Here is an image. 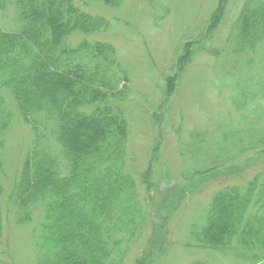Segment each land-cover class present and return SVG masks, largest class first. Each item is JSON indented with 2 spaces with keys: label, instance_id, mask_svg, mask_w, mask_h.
<instances>
[{
  "label": "trees",
  "instance_id": "16d2710c",
  "mask_svg": "<svg viewBox=\"0 0 264 264\" xmlns=\"http://www.w3.org/2000/svg\"><path fill=\"white\" fill-rule=\"evenodd\" d=\"M92 1L109 8L123 2ZM10 2L16 7L18 29L0 27V132L11 120L4 88L34 131L33 148L25 155L9 196L14 223H30L33 209L44 207L43 221L32 232L37 264H123L129 244L145 229L148 209L168 210L165 199L175 191L180 205L184 200V184L172 192L160 185L170 182V175L162 172L154 179L152 173L165 134L174 124L162 119L160 112L154 114L157 133L139 183L126 158V92L114 90L118 82L111 81L108 73L111 67H121L117 49L111 42L90 38L110 30V18L85 11L81 4L88 5V0H0V13ZM227 2L218 0L204 27L174 56L159 105V111L168 112L165 104L177 92L185 66L207 51L216 60L213 68L220 91L228 89V99L241 113L238 130L226 122L209 139L200 129H191L184 141L178 136L179 182L185 184L227 168L247 153L264 154V0H244L224 43L209 47ZM77 32L83 38L74 46L70 38ZM40 126L48 129L59 157L53 150L49 153L47 133ZM3 192L0 183V245L5 230ZM169 216L168 211L158 213L161 233ZM190 236L202 249L237 247L246 252L250 264H261L264 176L257 174L243 186L218 188L198 223L191 226ZM146 259L137 264L153 263L154 258Z\"/></svg>",
  "mask_w": 264,
  "mask_h": 264
},
{
  "label": "rangeland",
  "instance_id": "374dc122",
  "mask_svg": "<svg viewBox=\"0 0 264 264\" xmlns=\"http://www.w3.org/2000/svg\"><path fill=\"white\" fill-rule=\"evenodd\" d=\"M88 1V5L86 2L81 4L85 11L105 15L112 22L110 30L90 38L111 42L117 49L121 67H111L108 73L111 74V81L118 82L114 90L124 89L126 92L123 102L129 124L126 158L139 183L141 173L148 169L157 133L154 114L160 112L162 119L169 118L179 130L178 134H175V128L165 132L160 157L152 173L154 179L162 172L170 175L171 181L160 185L172 188V192L175 186L184 184V200L180 205L175 191L165 199L170 206L168 210L157 208L158 212L154 213L148 209L145 229L129 244L123 264H137L142 257H146L147 262L154 258L151 264H188L194 260L208 264H250L251 261L245 257L246 252L237 247L225 250L197 247L191 239L190 229L198 223L218 188L226 184L243 186L257 174L264 176V154L247 153L236 159L234 164L204 178L186 184L179 182L182 169L177 142L179 135L184 141L191 129H200L207 132L209 139L219 127H225L226 122L234 130L241 127L237 122L241 113L228 99V89L220 91L218 76L213 68L216 60L209 52L201 51L185 66L177 92L165 104L168 112L159 111V105H163L166 76L170 73L174 56L187 39L197 35L204 27L217 8L218 0H123L116 8H109L100 1ZM243 1L228 0L225 17L209 47H220L224 43ZM0 27L10 31L18 29L17 11L12 2L0 13ZM80 38L83 36L78 32L73 34L71 44L76 46ZM86 60L92 61L89 58ZM2 93L6 110L11 112V120L8 129L0 132V183L4 190L1 200L5 216L0 260L6 264H37L32 232L43 221L44 207H35L31 222L24 226H17L13 220V209L9 211L12 207L9 196L24 157L33 148L34 131L21 116L10 92L4 88ZM40 129L42 133H47L44 142L49 153L53 150L59 157L60 152L48 129L43 126ZM166 211L170 216L161 233L163 227L159 226L157 217L158 213L163 216Z\"/></svg>",
  "mask_w": 264,
  "mask_h": 264
}]
</instances>
